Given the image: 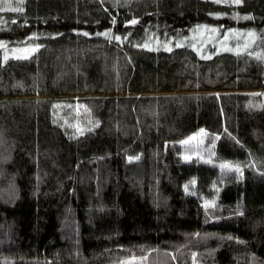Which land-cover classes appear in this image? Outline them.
<instances>
[{"label":"trees","instance_id":"16d2710c","mask_svg":"<svg viewBox=\"0 0 264 264\" xmlns=\"http://www.w3.org/2000/svg\"><path fill=\"white\" fill-rule=\"evenodd\" d=\"M0 264H264V0H0Z\"/></svg>","mask_w":264,"mask_h":264},{"label":"rangeland","instance_id":"374dc122","mask_svg":"<svg viewBox=\"0 0 264 264\" xmlns=\"http://www.w3.org/2000/svg\"><path fill=\"white\" fill-rule=\"evenodd\" d=\"M220 2H224V1H228V0H218ZM232 1V0H231ZM201 37L203 38V36L201 35ZM230 47H232L231 45H229ZM36 50V48H35ZM33 46H28V47H18V48H13V49H7V54L14 56V57H24L27 56L29 54H31L33 51Z\"/></svg>","mask_w":264,"mask_h":264},{"label":"snow or ice","instance_id":"6c2138e0","mask_svg":"<svg viewBox=\"0 0 264 264\" xmlns=\"http://www.w3.org/2000/svg\"><path fill=\"white\" fill-rule=\"evenodd\" d=\"M232 2L233 3H236V4H239V3H241L242 2V0H232ZM216 15H219V13H216ZM135 21L133 20V21H128V23H134ZM34 35V34H33ZM117 38H119V37H117ZM38 47H40V45H35L34 47H33V50H35V48H38Z\"/></svg>","mask_w":264,"mask_h":264}]
</instances>
